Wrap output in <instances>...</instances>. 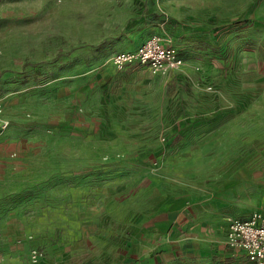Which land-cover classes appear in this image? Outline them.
<instances>
[{"label": "rangeland", "instance_id": "rangeland-1", "mask_svg": "<svg viewBox=\"0 0 264 264\" xmlns=\"http://www.w3.org/2000/svg\"><path fill=\"white\" fill-rule=\"evenodd\" d=\"M153 34L181 68L114 66ZM0 104V264H246L264 0H0Z\"/></svg>", "mask_w": 264, "mask_h": 264}, {"label": "built area", "instance_id": "built-area-1", "mask_svg": "<svg viewBox=\"0 0 264 264\" xmlns=\"http://www.w3.org/2000/svg\"><path fill=\"white\" fill-rule=\"evenodd\" d=\"M112 62L120 71L140 65L155 74H169L185 64L179 50L167 45L157 34L148 37L134 50L116 52ZM228 245L245 252L250 264H264V212L257 211L248 220L230 219Z\"/></svg>", "mask_w": 264, "mask_h": 264}, {"label": "crops", "instance_id": "crops-1", "mask_svg": "<svg viewBox=\"0 0 264 264\" xmlns=\"http://www.w3.org/2000/svg\"><path fill=\"white\" fill-rule=\"evenodd\" d=\"M182 56V55H181ZM129 68H147V67H144V66H140V65H133ZM128 69V68H127ZM149 69V68H148ZM257 211H261V212H264L263 209H254L252 210L251 212L247 213V214H236V215H233L231 217L232 218H238V219H241V220H248L249 218H251V216L257 212ZM229 226H230V220H229V225H228V228H227V234H226V245L224 247V249L222 250V254L226 253L227 256H229L230 258H242L246 264H250L249 263V259H248V256L245 252L243 251H237V250H234L232 249L229 245H228V232H229Z\"/></svg>", "mask_w": 264, "mask_h": 264}]
</instances>
